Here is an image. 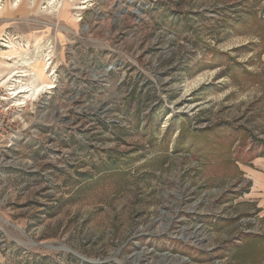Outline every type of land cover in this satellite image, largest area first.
I'll return each instance as SVG.
<instances>
[{"label": "rangeland", "instance_id": "rangeland-1", "mask_svg": "<svg viewBox=\"0 0 264 264\" xmlns=\"http://www.w3.org/2000/svg\"><path fill=\"white\" fill-rule=\"evenodd\" d=\"M59 3L0 0V264H264V0Z\"/></svg>", "mask_w": 264, "mask_h": 264}, {"label": "crops", "instance_id": "crops-1", "mask_svg": "<svg viewBox=\"0 0 264 264\" xmlns=\"http://www.w3.org/2000/svg\"><path fill=\"white\" fill-rule=\"evenodd\" d=\"M261 73H264V50L260 55ZM242 172L249 182L247 192L250 200L256 205L261 217L264 218V157L254 156Z\"/></svg>", "mask_w": 264, "mask_h": 264}, {"label": "bare ground", "instance_id": "bare-ground-1", "mask_svg": "<svg viewBox=\"0 0 264 264\" xmlns=\"http://www.w3.org/2000/svg\"><path fill=\"white\" fill-rule=\"evenodd\" d=\"M62 5L63 4L59 3V0L58 1L56 0V7H58V6L60 7ZM46 66H48V63L43 61L41 63V72L42 73L44 72ZM202 79L203 78H200L199 80H202ZM0 85H2V83H0ZM50 88H52V85H50L46 81H42V82L36 84L33 87H28L27 85H20L17 89L10 91V94L13 96L16 93L22 92V93H24L23 96H25V97H28V95H29L32 98H36V97H38L40 95L41 92H44V91H46L47 89H50Z\"/></svg>", "mask_w": 264, "mask_h": 264}]
</instances>
